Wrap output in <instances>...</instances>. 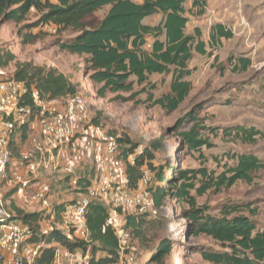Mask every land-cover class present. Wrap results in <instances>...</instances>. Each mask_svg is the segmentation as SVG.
I'll use <instances>...</instances> for the list:
<instances>
[{"label":"trees","instance_id":"1","mask_svg":"<svg viewBox=\"0 0 264 264\" xmlns=\"http://www.w3.org/2000/svg\"><path fill=\"white\" fill-rule=\"evenodd\" d=\"M188 0H144L139 4L133 0H0L1 23L13 22L18 25L28 21L34 13L37 21L23 26L18 35L25 45L33 44L39 34L24 33V30L45 26H54L60 32L73 31L75 36L60 44V48L72 55L87 57V71L91 82L100 86L98 96L105 99L108 94L124 100L121 94H131L136 99L147 94L146 103L160 106L167 113L178 110L192 90L186 79L191 75L189 63L194 51L206 55V44L201 40L199 28L194 35L186 34L189 17H201L205 14V1L194 0L190 10H186ZM109 7V11L98 25H89L88 19L97 12ZM161 15L157 26L144 24L146 18ZM189 15V17L187 16ZM232 39L233 34L224 25L212 28L211 41ZM150 46V48L148 47ZM17 60L15 54L0 46V69L8 68ZM242 69L251 65V60H240ZM172 75L170 94L155 99L156 86L149 81L153 75ZM14 79L27 87L23 105H34V94L44 100H63L74 97L79 86L65 74L55 68L34 65L31 62L20 63ZM135 85L142 90L135 92ZM150 89V90H149ZM237 133L245 143H254L260 135L255 129L237 128ZM26 133V129L24 131ZM174 136L181 138L190 151H200L209 147V141L200 136L199 127L194 126L187 132ZM121 152L126 163L129 185L137 189L143 180L145 169L156 173V179L162 184L157 188H147L159 208L163 201L172 196L176 205L185 206L181 219L189 222V228L195 236L209 237L219 250L209 249L201 252L204 261L209 264H264V228L257 230L253 219L243 213L250 207L246 205L225 206L221 216L209 214V208L198 206V197L211 190L231 188L239 181L252 183V174L264 169L263 162L253 155H231L234 166H226L220 174L209 172L205 168L198 170L174 171L166 166L160 171L156 166L155 151L159 142L137 152L138 145L129 139H119ZM133 159L134 163L131 162ZM173 171L170 178L168 172ZM82 184V182H81ZM149 184V183H148ZM168 185V187L165 186ZM17 217L40 232L42 217L39 213H27L13 205ZM176 209V207H175ZM65 206H56V220L60 221ZM255 215L254 211H251ZM147 215L139 212L126 216V228L132 235L140 236ZM107 208L92 201L87 212V228L90 242L70 241L63 232L54 230L43 236L47 244L56 242L70 251H90L88 264H116L119 259V244L115 231L107 224ZM57 222V221H56ZM221 248V250H220ZM169 240L161 242L148 264H166L171 254ZM54 251L46 249L35 264H53Z\"/></svg>","mask_w":264,"mask_h":264},{"label":"rangeland","instance_id":"2","mask_svg":"<svg viewBox=\"0 0 264 264\" xmlns=\"http://www.w3.org/2000/svg\"><path fill=\"white\" fill-rule=\"evenodd\" d=\"M107 11L106 8L97 12L88 19V24L98 25ZM36 21L34 13L21 25L0 21V46L17 57L8 68L0 69V81L14 78L20 63L31 62L37 66L57 69L79 86L76 96L67 97L62 102L86 100L93 124L119 139L131 140L133 144L139 146L137 152L158 141L159 150L155 151V164L160 171L168 165L174 171L205 168L209 172L220 174L226 170V166L235 165L230 159L231 155L257 156L264 164L263 18L252 15L250 21L239 25L226 22L225 25L232 31L233 38L223 39L218 44L210 43L208 24L190 20L188 31L192 32L193 28L198 26L206 36L203 35V40L207 46V54L203 56L196 51L193 52V59L188 66L191 75L186 79L191 83L192 90L188 98L173 113H167L153 103H146V93L136 99L130 98L131 94L124 93L121 94L124 100L116 99V95L112 94H108L105 99L100 98L98 96L100 86L91 82L87 71V57L72 55L60 48L62 42L75 36L73 31L62 33L54 26L24 30V33L39 34V38L33 44L22 43L18 35L19 30ZM244 58L251 60V65L246 70L242 69L240 63ZM149 81L156 86L152 91L155 99L170 94L172 75H153ZM141 90L142 87L135 85V92ZM194 126L199 127L200 136L209 141V147H203L200 151H190L183 139L174 137L176 134L180 136L179 134L189 131ZM237 128L255 129L260 135L254 143H245L238 136ZM26 141L27 135L23 132L12 143L15 160L19 158ZM87 169L86 173H90L92 167L87 165ZM144 173L149 176L147 188L162 186L156 179V173L147 169ZM53 175L47 178L53 180L54 189L58 187L56 192L62 193L56 201L54 199L58 206L73 204L79 199L78 194L86 193V182L76 190L70 185L65 173ZM172 175L173 171L168 172L166 178ZM252 178V183L239 181L231 188L211 190L202 197H198L195 191L192 194L196 196L198 206L208 207L209 214L213 216H221L220 212L225 206L250 207L241 214L251 217L257 230H262L264 169L254 172ZM165 186L168 187L166 184ZM2 192L4 205L17 216L13 205H21L18 199L12 198L13 186L5 182L2 185ZM183 208L185 206L176 205L175 199L168 196L159 207L157 218L144 219L141 235L135 236L133 241L140 262L142 260L141 264L150 262L164 240H169L172 244L166 264H209L203 260L201 252L209 249L219 250V247L209 237L194 235L189 228V222L181 219ZM251 211H254L255 215L250 213ZM45 221L41 230L58 227L49 217Z\"/></svg>","mask_w":264,"mask_h":264},{"label":"built area","instance_id":"3","mask_svg":"<svg viewBox=\"0 0 264 264\" xmlns=\"http://www.w3.org/2000/svg\"><path fill=\"white\" fill-rule=\"evenodd\" d=\"M27 92L26 84L14 78L0 81V264H35L49 248L54 251L53 264H88L90 251H70L42 238L59 230L70 241L89 243L87 212L92 201L107 208V224L119 244L116 264H141L126 216L139 212L157 218L159 208L147 189L148 174L144 173L137 189L130 187L118 138L93 124L86 100L65 103L40 99L35 93L34 105L28 106L23 105ZM25 129L27 141L15 160L12 143ZM87 165L92 167L90 173H86ZM55 173H65L76 190L81 182L87 183L86 193L65 206L60 223L56 222L53 180L47 178ZM5 182L13 186L12 196L41 208L40 226L53 217L58 227L35 232L11 213L4 205Z\"/></svg>","mask_w":264,"mask_h":264},{"label":"crops","instance_id":"4","mask_svg":"<svg viewBox=\"0 0 264 264\" xmlns=\"http://www.w3.org/2000/svg\"><path fill=\"white\" fill-rule=\"evenodd\" d=\"M133 1L136 3H139V4L144 2V0H133ZM204 1H205L206 6H205V14L203 16L195 18V17H189V15H187L189 17V23H188L187 28H186V34L192 36V35H194V30L196 28H199L201 30V28L197 26V27L193 28L192 32L188 31V26L190 24L191 19L196 20L197 22L198 21L202 22L203 24H208V26H207L209 28L208 29V37L210 39V43H212V44H214V43L218 44V43H220L221 40L224 39V38H222L218 42H212L211 41L212 28L218 24H222L225 27H226V25H225L226 22H232L234 24L239 25L242 22L250 21V17L252 15H256V17H258V18L264 19V0H204ZM193 2H194V0H188V2L185 4V8L187 11L191 9ZM107 9L109 11V7H107ZM107 12H106V14H107ZM161 21H162V16L161 15H155V16L146 18L144 20V24L151 25V26H157V25H159V23ZM201 32H202L201 40L204 42V40H203L204 34H203L202 30H201ZM225 40H227V39H225ZM229 40H231V39H229ZM56 190L58 191V187H56L54 189L53 202L55 203L56 206H58V202H55V201L59 195H62V193L58 194V192H56ZM12 198L18 199L21 206H19V204H17L16 206L21 208L22 210H24L27 213H38V212L42 211L40 207H34L31 205H28L23 200H20L19 198L15 197V196H12ZM54 199H55V201H54ZM15 203H17V202H15ZM62 203H64V202H62ZM59 205H61V204H59ZM50 219L53 220V217ZM141 262H142V260H141Z\"/></svg>","mask_w":264,"mask_h":264}]
</instances>
